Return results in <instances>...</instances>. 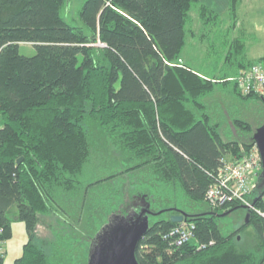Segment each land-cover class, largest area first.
<instances>
[{"label":"trees","instance_id":"16d2710c","mask_svg":"<svg viewBox=\"0 0 264 264\" xmlns=\"http://www.w3.org/2000/svg\"><path fill=\"white\" fill-rule=\"evenodd\" d=\"M195 3L206 22L218 18L200 0H86L83 25L74 26L62 15L66 0H0V240L12 238L14 220L28 233L14 264H88L104 227L144 207L152 212L136 248L140 264H264V186L248 196L254 208L239 226L225 217L243 203L206 201L226 155L239 160L256 144L245 119L234 127L251 140L221 132L216 100L264 101L231 79L264 57L239 59L233 74L226 66L219 76L198 73L182 59ZM21 43L36 54H21ZM88 118L99 121L101 149L93 150ZM107 159L111 172L84 179ZM159 195L171 206L153 208ZM190 202L210 210L192 213ZM48 214L70 229H53L47 247L37 230ZM186 221L195 237L178 246L170 231ZM246 231L248 245L238 239Z\"/></svg>","mask_w":264,"mask_h":264},{"label":"rangeland","instance_id":"374dc122","mask_svg":"<svg viewBox=\"0 0 264 264\" xmlns=\"http://www.w3.org/2000/svg\"><path fill=\"white\" fill-rule=\"evenodd\" d=\"M86 0H66L65 7L62 9V15L65 20L74 26L83 25V21L80 16L81 9ZM191 20L188 23V27H191L196 31V36L191 34L188 36V43L182 51V59L184 62H188L191 66L203 72L206 75H222V68L226 62V54L228 50V45L230 41H226L228 37L224 34L223 26L219 24H209L203 25L200 19L199 6L195 3L191 9ZM259 28V27H258ZM204 33V34H203ZM240 40H242L240 38ZM201 47L208 48L203 50ZM263 49V47H262ZM264 52V51H263ZM20 53L32 56L36 54V48L33 44L23 43L20 45ZM230 54V53H228ZM232 63L229 62L226 66L227 73L233 74L238 69L237 61L241 59L243 51H235V47L232 49ZM82 60V56L80 57ZM225 69V68H224ZM233 79V78H231ZM234 95V94H233ZM233 95L225 96L224 99L219 98L213 108V117L215 120L221 121L220 129L221 132L229 138H243L245 140H251V138H246L243 129L236 130L234 127V119L241 118L249 121L254 131L259 128L264 122V101L263 100H243L236 98ZM87 128L90 133V138L92 142L93 150H97L99 147L101 149L102 142L104 139L102 136L101 127L99 121L96 119L88 118L86 121ZM257 144V143H256ZM255 144V145H256ZM227 159L234 161L232 155L229 153L226 155ZM115 162L113 160L107 159L106 165L101 164V169L98 166H88L85 169V174L83 175L86 181L93 180L100 176H104V173H109L115 167ZM263 170L262 167L256 169L251 173V178L254 180V190L257 189L260 184L264 186V178L262 179L261 174ZM153 208L161 209L168 207V202L162 201V195L154 196ZM182 198L181 196H176V199ZM190 206V212L200 213L207 212L210 210V205L207 202L202 204L188 203ZM245 205V204H243ZM246 206V205H245ZM246 207H240L235 209L229 215L225 217V222L229 225L239 226L243 224L246 220ZM62 219L56 215L44 216L41 224L38 226V234L40 239L44 240L40 243H45L47 247L49 242L55 240L54 230H62L69 233L70 227L61 223ZM62 224V225H61ZM96 226L84 228L86 231L94 230ZM252 226L248 227V232L252 231ZM248 232L242 233L238 236V239L246 241V245L250 244L251 236ZM242 237V238H241ZM28 240V233L26 231L25 223L20 220L13 221V236L8 239L7 242H1L2 245L5 244L6 252L8 253L3 264H14L15 259L23 253V245Z\"/></svg>","mask_w":264,"mask_h":264},{"label":"built area","instance_id":"2783aa9c","mask_svg":"<svg viewBox=\"0 0 264 264\" xmlns=\"http://www.w3.org/2000/svg\"><path fill=\"white\" fill-rule=\"evenodd\" d=\"M233 79L237 81L243 94L257 92L264 95V62L251 65ZM260 167H262V156L257 144L248 155L239 160L230 161L224 158L218 171V178L206 194V201L213 207H219L228 201L238 200L254 208V204L248 198L255 185L251 173ZM257 211L262 213L260 210ZM195 231V223L186 221L174 226L170 235L174 236L176 244L181 246L195 237ZM3 232V227H0V235ZM1 242L3 241L0 240V259L5 257V249Z\"/></svg>","mask_w":264,"mask_h":264},{"label":"crops","instance_id":"0c3cea01","mask_svg":"<svg viewBox=\"0 0 264 264\" xmlns=\"http://www.w3.org/2000/svg\"><path fill=\"white\" fill-rule=\"evenodd\" d=\"M200 2L202 4H205L210 10L213 11V13L218 15V18L212 17L208 22L203 20L201 16L200 19L203 25L212 22L213 24H219L223 26L224 34L228 37L226 41H230L227 53L231 52L233 47L239 48L240 51H243V55L241 56V58L245 60L246 64L264 57V0H238L235 14H232V12L230 11L231 0H200ZM210 14L213 15L212 13ZM190 34L194 37L197 35L196 31H194L193 29ZM240 38L242 40H240ZM239 43L241 46L239 45ZM201 48L203 50L208 49L205 47ZM227 56L228 55L226 54L225 57L227 58ZM224 66L227 65L224 64ZM193 69H195L202 75L204 74L194 67ZM244 69L246 68H242L241 71ZM237 71L240 70L238 69ZM3 242L6 243L7 240ZM2 246L5 249V244ZM7 254L8 253L5 249V258Z\"/></svg>","mask_w":264,"mask_h":264},{"label":"water","instance_id":"95a60500","mask_svg":"<svg viewBox=\"0 0 264 264\" xmlns=\"http://www.w3.org/2000/svg\"><path fill=\"white\" fill-rule=\"evenodd\" d=\"M254 138L262 156L263 171L261 177L264 178V123L255 131ZM150 212L152 211L148 207H144L140 212L134 211L128 217L120 218L111 224L113 229L108 240L111 245L110 255L107 256L106 261L101 259L99 253L102 245H99L96 251L92 248L89 264H140L136 257V248L149 227L150 221L147 213ZM185 216V213L173 214L172 220L179 222Z\"/></svg>","mask_w":264,"mask_h":264},{"label":"flooded vegetation","instance_id":"af4514ba","mask_svg":"<svg viewBox=\"0 0 264 264\" xmlns=\"http://www.w3.org/2000/svg\"><path fill=\"white\" fill-rule=\"evenodd\" d=\"M113 227L111 225H108L107 227H104V230L96 237V240L94 242L93 250L96 251L99 245H102L101 251L99 255H101V259H104L106 261L107 256L111 253V245L108 243L110 234L112 232ZM90 261V256L88 258V264Z\"/></svg>","mask_w":264,"mask_h":264}]
</instances>
